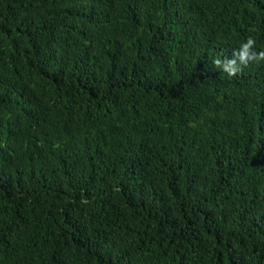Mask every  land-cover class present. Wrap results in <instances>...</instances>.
Instances as JSON below:
<instances>
[{
  "label": "trees",
  "instance_id": "16d2710c",
  "mask_svg": "<svg viewBox=\"0 0 264 264\" xmlns=\"http://www.w3.org/2000/svg\"><path fill=\"white\" fill-rule=\"evenodd\" d=\"M264 0H0V264H264Z\"/></svg>",
  "mask_w": 264,
  "mask_h": 264
},
{
  "label": "clouds",
  "instance_id": "9594fccd",
  "mask_svg": "<svg viewBox=\"0 0 264 264\" xmlns=\"http://www.w3.org/2000/svg\"><path fill=\"white\" fill-rule=\"evenodd\" d=\"M256 46V41L249 37L241 47L233 53V58H225L221 60L219 57L215 59L214 63L223 69L229 76L235 77L242 73L243 68L247 67L250 62L257 59L264 60V52L256 53L253 49Z\"/></svg>",
  "mask_w": 264,
  "mask_h": 264
}]
</instances>
